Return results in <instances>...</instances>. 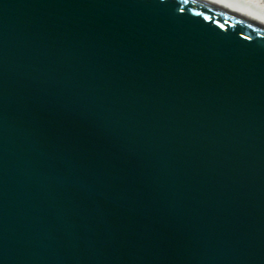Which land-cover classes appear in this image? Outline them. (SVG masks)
I'll return each mask as SVG.
<instances>
[{
    "label": "water",
    "instance_id": "1",
    "mask_svg": "<svg viewBox=\"0 0 264 264\" xmlns=\"http://www.w3.org/2000/svg\"><path fill=\"white\" fill-rule=\"evenodd\" d=\"M0 264H264V20L0 0Z\"/></svg>",
    "mask_w": 264,
    "mask_h": 264
},
{
    "label": "bare ground",
    "instance_id": "2",
    "mask_svg": "<svg viewBox=\"0 0 264 264\" xmlns=\"http://www.w3.org/2000/svg\"><path fill=\"white\" fill-rule=\"evenodd\" d=\"M264 20V0H205Z\"/></svg>",
    "mask_w": 264,
    "mask_h": 264
}]
</instances>
